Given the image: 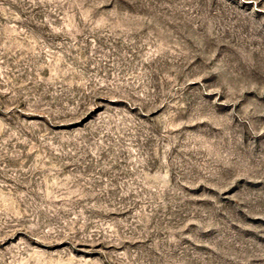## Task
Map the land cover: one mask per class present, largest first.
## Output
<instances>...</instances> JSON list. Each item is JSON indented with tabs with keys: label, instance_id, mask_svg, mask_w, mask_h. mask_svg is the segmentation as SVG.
I'll list each match as a JSON object with an SVG mask.
<instances>
[{
	"label": "rangeland",
	"instance_id": "obj_1",
	"mask_svg": "<svg viewBox=\"0 0 264 264\" xmlns=\"http://www.w3.org/2000/svg\"><path fill=\"white\" fill-rule=\"evenodd\" d=\"M0 264H264V0H0Z\"/></svg>",
	"mask_w": 264,
	"mask_h": 264
}]
</instances>
